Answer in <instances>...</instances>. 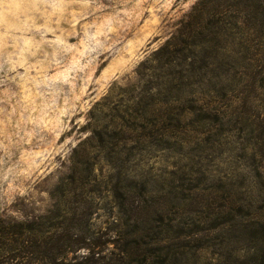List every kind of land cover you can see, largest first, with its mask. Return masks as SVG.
Returning a JSON list of instances; mask_svg holds the SVG:
<instances>
[{"label": "rangeland", "instance_id": "obj_1", "mask_svg": "<svg viewBox=\"0 0 264 264\" xmlns=\"http://www.w3.org/2000/svg\"><path fill=\"white\" fill-rule=\"evenodd\" d=\"M197 1L0 0V216L123 236L141 191L151 264H264V11L161 48Z\"/></svg>", "mask_w": 264, "mask_h": 264}, {"label": "trees", "instance_id": "obj_2", "mask_svg": "<svg viewBox=\"0 0 264 264\" xmlns=\"http://www.w3.org/2000/svg\"><path fill=\"white\" fill-rule=\"evenodd\" d=\"M222 1L198 0L189 18L161 48L171 46L179 53L198 46L201 42L200 25L204 18L200 15L204 12L209 24L204 28L216 33L214 24L225 19L227 13L242 21L264 11L261 0H231L230 11L229 8L228 11L220 8L225 4ZM87 199L91 206V198ZM127 200L130 201L128 208L122 213L125 214L123 220L130 228L123 236H105L107 232L94 235L89 230L85 231L83 220L91 214V209L79 214L75 211L70 214L57 213L54 216L57 220L53 222H48V219L29 222L0 216V264H151L154 249L148 247L150 242L147 240H154L155 237L149 236L148 225L153 220L155 208L141 191L137 195H130ZM113 219L116 225L121 218ZM141 227L142 230L147 227L145 232L140 233ZM121 237H124L123 241H120ZM109 241L114 242V249L117 250H109L110 256L105 251Z\"/></svg>", "mask_w": 264, "mask_h": 264}]
</instances>
